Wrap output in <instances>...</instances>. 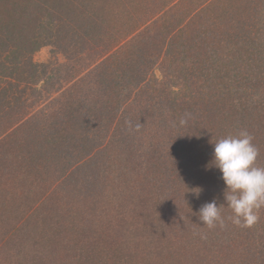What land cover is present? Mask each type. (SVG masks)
<instances>
[{"label": "trees", "instance_id": "16d2710c", "mask_svg": "<svg viewBox=\"0 0 264 264\" xmlns=\"http://www.w3.org/2000/svg\"><path fill=\"white\" fill-rule=\"evenodd\" d=\"M240 2L245 5L239 10ZM260 3L0 0V161L7 164L0 172L11 177L4 182L36 170L23 157L28 151L42 155L43 149L33 152L28 145L46 135L42 145L51 147L52 172L49 166L39 170L47 181L39 185L42 194L33 208L44 193L65 187L73 170L94 154L124 157L128 148L129 155L132 138L154 144L157 132L148 134L147 126L153 128L159 119L172 129L169 137L181 129L176 136L184 143L173 144L187 153L179 168L189 178L183 184L210 177L216 169L211 165L214 142L240 127L252 133L258 122L253 113L264 102ZM164 8L168 11L162 14ZM47 44L57 50L55 56L34 63L32 52ZM58 53L66 60L59 61ZM185 113L190 118L180 126ZM51 118L50 124L57 118L59 123L45 134ZM194 152L192 162L188 156ZM70 154L76 156L71 162ZM163 164L166 170L174 168ZM177 179L174 187L179 188L183 180ZM253 235L248 230L229 233L221 239L220 258L229 264H264V236ZM203 255L197 252L196 264L211 257Z\"/></svg>", "mask_w": 264, "mask_h": 264}, {"label": "rangeland", "instance_id": "374dc122", "mask_svg": "<svg viewBox=\"0 0 264 264\" xmlns=\"http://www.w3.org/2000/svg\"><path fill=\"white\" fill-rule=\"evenodd\" d=\"M263 1L257 8L261 17ZM244 5L240 2L239 10ZM167 11L164 8L162 14ZM56 51L51 45H43L32 52L31 59L37 64L48 63ZM56 56L61 62L66 60L60 53ZM260 91V98L264 99V84ZM52 118L45 123V134L57 128L60 118L50 124ZM253 120L258 122L253 124L252 133L248 132L259 148L256 163L263 166L264 102L253 113ZM153 125L147 127L148 134L157 132L154 144L132 138L129 155L128 148L124 157L113 158L115 155L106 151L94 154L73 170L65 187L59 186L48 196L44 193L33 208L31 204L42 194L39 185L47 181L39 170L49 166L52 172V150L42 145L46 135L39 144L28 145L33 152L44 150L39 157L29 151L23 157L35 165L34 172L16 176V180L7 183L4 179L11 177H1L0 172V242L6 240L2 246L0 243V264H196L197 252L202 258L204 253L211 256L199 264H229L224 257L220 258L225 246L221 239L246 230L254 232V239L264 236L260 221L242 229L227 219L232 213L224 205L226 186L218 168L210 177L190 179L183 184L189 178L179 168L187 160V153L179 152L173 144L176 140L184 143L176 136L181 129H174L169 137L172 129L166 128L160 119ZM239 130L241 127L235 132ZM194 147L202 152L199 146ZM188 157L193 162L196 153ZM69 158L71 162L76 156L70 154ZM166 162L174 167L171 171L165 169ZM6 165L0 161V171ZM178 176L183 180L179 188ZM199 188L201 194L195 192ZM213 200L221 205L225 224L209 229L201 225L197 213L202 205ZM157 235L161 241H156Z\"/></svg>", "mask_w": 264, "mask_h": 264}, {"label": "clouds", "instance_id": "9594fccd", "mask_svg": "<svg viewBox=\"0 0 264 264\" xmlns=\"http://www.w3.org/2000/svg\"><path fill=\"white\" fill-rule=\"evenodd\" d=\"M189 118L190 113H185L179 120L180 126H185ZM252 141L253 136L246 129H241L213 144L211 165L222 174L221 179L226 186L224 205L232 213L227 219L241 227L254 225L259 220V210L264 208V166L256 163L259 148ZM195 192L198 193L199 189ZM197 214L201 225L209 229L225 224L221 205H217L215 200L202 205ZM200 235L205 238L204 234Z\"/></svg>", "mask_w": 264, "mask_h": 264}]
</instances>
